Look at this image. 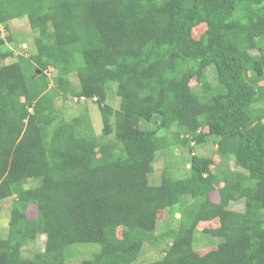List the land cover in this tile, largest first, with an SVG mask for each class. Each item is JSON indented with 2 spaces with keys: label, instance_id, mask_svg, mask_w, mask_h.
Here are the masks:
<instances>
[{
  "label": "trees",
  "instance_id": "16d2710c",
  "mask_svg": "<svg viewBox=\"0 0 264 264\" xmlns=\"http://www.w3.org/2000/svg\"><path fill=\"white\" fill-rule=\"evenodd\" d=\"M24 16L34 51L0 66V208L13 199L0 264H264V0H0V48ZM58 95L94 100L102 134ZM210 138L227 165L197 153ZM177 149L188 174L167 164L151 184Z\"/></svg>",
  "mask_w": 264,
  "mask_h": 264
},
{
  "label": "rangeland",
  "instance_id": "374dc122",
  "mask_svg": "<svg viewBox=\"0 0 264 264\" xmlns=\"http://www.w3.org/2000/svg\"><path fill=\"white\" fill-rule=\"evenodd\" d=\"M11 27L13 28V42L10 44H7L3 47L0 48V51L2 52H6V51H13L14 52V56L15 57H10L7 58L6 60H0V66L3 64H7V63H11L13 61H15L19 55H26L29 56L31 52L34 51V39L37 36V30L34 28H31L29 23L27 22V17H20L17 19H13L12 22L10 23ZM2 27V32L4 33V35L6 34V30L4 25L1 26ZM205 25L204 23L200 24V26H198L194 32V34L196 36L200 35V33L204 30ZM15 35V36H14ZM27 46V49H24V47ZM37 72V71H36ZM54 73L52 70L48 71V79L50 81V86H53L54 83V79L53 76ZM207 79L209 81V83L212 86L216 85V77H215V71L213 70V68H208L207 70ZM73 81L74 83H76V78L75 76L73 77ZM190 85L193 87V89H195L198 93L201 92V86H200V80L198 78H194L191 80ZM109 99L112 101V104L114 106H118L119 103V99L116 95V91L114 89V87L112 89L109 90ZM55 103L57 105L58 108H61L65 115L66 118L70 119L82 114V113H88L91 116L92 119V124L93 127H95V131L98 134H102V118H101V113L99 110V107L97 104H95L94 100H77V98H72L71 96H68L66 99H64V97L61 96H57L55 98ZM260 104H257L256 106H260ZM154 128H156V126L154 125ZM111 139V136L109 137ZM197 153L202 154V155H210L213 156L214 159H216L218 162L221 160L222 161V166L227 165V159L228 158H221L220 155H218L217 153V144H216V139L215 138H210L208 139L205 143H203L202 145L199 146V149L197 150ZM177 154H179L181 157V161L180 160H176V162L180 161V163L178 164V166L174 165L171 163V161L169 160V158H167V156L164 154V152H161L160 155L157 158V163L155 164V170L152 171V174L150 175L152 181L150 180L151 184H155L158 183L160 181L161 178V171L163 170V168L165 167V165L170 164L174 167V174L179 177V176H183V175H187V160L185 159V157L188 156V152L186 149L184 150H178L177 149ZM220 161V162H221ZM230 162V161H228ZM231 167H234L233 165H231ZM235 168V167H234ZM236 169V168H235ZM31 181H35V179H32ZM155 182V183H154ZM25 185H33V183L31 182H26ZM217 189L212 193L211 198L214 201H217L219 199L218 193H219V187H216ZM12 198H10L9 200H6L5 204L2 206V208H0V238H4L7 236L8 234V220L10 218V212H11V202H12ZM230 208L234 209V210H243L244 209V202L243 201H238V202H231L229 205ZM31 216V215H30ZM180 216V212L177 213L176 217ZM162 224V223H161ZM160 224V228L157 230V233L159 234V236H161V231L163 230V226ZM204 226V224H203ZM161 230V231H160ZM119 232V231H118ZM159 239V238H158ZM197 244L201 243L202 244V238L200 239V236L197 239ZM45 241H46V236L44 234H40L37 236L36 240L29 242L24 250H23V257L26 259H29L33 256V254L36 251H40L42 249L45 248ZM167 241H161L160 240H156V241H152V242H148L144 245L143 250H142V254L140 255V258L138 260V262L141 263V257L142 260L144 262L147 261H151L153 260V258L157 257L158 254H162L165 246L167 245ZM197 244H194V246L196 248H198L199 246ZM205 245V244H204ZM203 245V246H204ZM97 247V245H95ZM99 247V245H98ZM93 247L91 246H83V247H79V252H76V254H82L81 258H89L85 257V255H91V251H92ZM99 249V248H98ZM79 258V259H81ZM70 264H74V262L71 260Z\"/></svg>",
  "mask_w": 264,
  "mask_h": 264
}]
</instances>
